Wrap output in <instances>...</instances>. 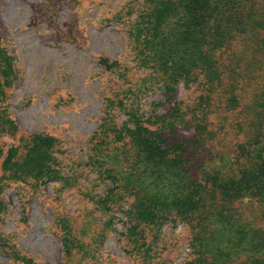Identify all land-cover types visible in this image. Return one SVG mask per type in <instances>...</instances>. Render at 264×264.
Wrapping results in <instances>:
<instances>
[{
    "label": "trees",
    "instance_id": "16d2710c",
    "mask_svg": "<svg viewBox=\"0 0 264 264\" xmlns=\"http://www.w3.org/2000/svg\"><path fill=\"white\" fill-rule=\"evenodd\" d=\"M129 31L134 69L99 59L123 87L106 99L85 159L63 157L58 139L21 131L0 108L2 130L17 139L0 150V210L6 185L82 189L95 173L103 191L84 189L106 217L96 233L123 214L124 248L144 264L168 224L188 229L184 264H264V0H144ZM16 79L0 40V103ZM154 90L164 100L147 103ZM60 225L68 257L88 251L77 223Z\"/></svg>",
    "mask_w": 264,
    "mask_h": 264
},
{
    "label": "rangeland",
    "instance_id": "374dc122",
    "mask_svg": "<svg viewBox=\"0 0 264 264\" xmlns=\"http://www.w3.org/2000/svg\"><path fill=\"white\" fill-rule=\"evenodd\" d=\"M143 1L0 0V40L14 58L17 77L0 108L7 109L21 131L58 139L63 157L85 159L89 139L104 118L106 99L123 87L120 75L105 69L99 59L135 68L129 30ZM190 94L181 86L178 99ZM145 99L161 102L164 96L154 90ZM115 114L118 120L126 117L119 110ZM16 142L0 126V150ZM97 178L95 173L83 176L82 189H62L56 183L38 191L21 183L6 185L1 194L0 264H24L18 256L35 264H144L142 254L124 248L130 224L123 214H117L104 234L96 233L106 217L84 188L102 192L106 184ZM61 219L77 223L76 233L89 252L85 248L72 257L65 254ZM162 235L166 242L149 252L156 256L151 264H184L190 252L188 229L168 224Z\"/></svg>",
    "mask_w": 264,
    "mask_h": 264
}]
</instances>
